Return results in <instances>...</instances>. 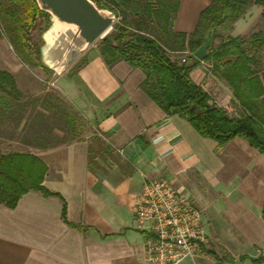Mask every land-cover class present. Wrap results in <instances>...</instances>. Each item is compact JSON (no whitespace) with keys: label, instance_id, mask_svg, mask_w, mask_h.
Instances as JSON below:
<instances>
[{"label":"crops","instance_id":"obj_1","mask_svg":"<svg viewBox=\"0 0 264 264\" xmlns=\"http://www.w3.org/2000/svg\"><path fill=\"white\" fill-rule=\"evenodd\" d=\"M210 3L179 0L174 29L189 35ZM263 15V7L253 3L223 32L247 37L264 30ZM9 44L0 39V69L14 76L20 90L45 94L37 84V77H45L26 69ZM22 74L30 84H24ZM191 76L217 96L231 117L247 113L232 89L206 73L203 63ZM144 78L143 71L125 60L108 65L99 46L92 45L50 78L86 120L82 139L45 148L0 135L1 154L30 153L45 163L41 184L55 193L29 190L14 207L0 202V264H149L145 232L136 226L133 213L145 176H165L205 210L210 241L197 264H264V153L243 137L218 144L201 136L185 118L168 114L142 90ZM23 127L21 123L17 130L29 133Z\"/></svg>","mask_w":264,"mask_h":264},{"label":"trees","instance_id":"obj_2","mask_svg":"<svg viewBox=\"0 0 264 264\" xmlns=\"http://www.w3.org/2000/svg\"><path fill=\"white\" fill-rule=\"evenodd\" d=\"M93 2L113 11L116 17L121 16L113 25V33L105 35L98 43L100 55L108 65L125 60L143 71L142 90L168 114L178 113L185 118L201 136L212 138L218 144L236 136L243 137L264 153V69L259 59V49L264 46V30L247 38L223 36V30L228 31L251 4L258 3L264 9V0H211L189 35L173 27L179 0ZM40 18L46 20L40 29L42 35L50 18L36 0H0L2 34L19 59L45 73H53L40 60L41 40L34 44L30 38V31ZM207 35L211 45L209 56L204 60L209 63L206 73L213 72L214 77L232 89L235 101L247 111L241 117H231L228 110L217 105L209 92L191 76L192 70L202 65L193 52L201 47ZM216 38L219 42H215ZM30 98L17 88L10 72L0 70L1 126L9 123L17 128L23 123V128L31 133L23 141L45 148L83 138L87 132L86 120L62 96L47 91L34 96L33 104ZM92 140L102 142L97 136H92ZM93 153L90 147L89 162H92ZM46 170L45 163L36 155L0 153V202L14 207L29 190H39L47 196L55 194L41 184ZM65 213L64 205L62 216L66 221Z\"/></svg>","mask_w":264,"mask_h":264},{"label":"built area","instance_id":"obj_3","mask_svg":"<svg viewBox=\"0 0 264 264\" xmlns=\"http://www.w3.org/2000/svg\"><path fill=\"white\" fill-rule=\"evenodd\" d=\"M186 58L183 57L182 61ZM204 67L208 63L201 60ZM133 206L136 226L145 232L144 255L149 264H197L209 245L201 208L194 196L178 191L165 176L144 177Z\"/></svg>","mask_w":264,"mask_h":264},{"label":"water","instance_id":"obj_4","mask_svg":"<svg viewBox=\"0 0 264 264\" xmlns=\"http://www.w3.org/2000/svg\"><path fill=\"white\" fill-rule=\"evenodd\" d=\"M49 14L50 24L41 35L40 60L54 73L70 67L77 58L113 27L116 15L93 0H36ZM193 52L199 60L209 56L211 39Z\"/></svg>","mask_w":264,"mask_h":264},{"label":"rangeland","instance_id":"obj_5","mask_svg":"<svg viewBox=\"0 0 264 264\" xmlns=\"http://www.w3.org/2000/svg\"><path fill=\"white\" fill-rule=\"evenodd\" d=\"M120 20H121V16L116 17L115 23L119 22ZM263 22H264V19H263ZM45 24H46V20L43 18H40L37 20V23L35 24V26L31 29L30 38L34 44L39 43V41L41 40L40 29H41V27H44ZM2 31H3V28H2V24H1V20H0V33L1 34H2ZM113 31H114V29L112 27L111 30L107 34H111V33H113ZM226 32H227V30H226ZM226 35H227V33L224 32L223 36L225 37ZM249 36H247V37H249ZM247 37H245V38H247ZM2 38H6L5 34H2V37L0 39H2ZM100 40L101 39H98L95 43H93V46H97V45L99 46L98 43L100 42ZM215 42H219V39L216 38ZM10 48H11V45H10ZM252 51H254V50H252ZM259 59H260V65L264 69V46L262 49H259ZM25 64H26V69L33 71V72L36 71L38 73H41V75H43L45 77V78H43V81H40L39 78L37 77V84H39L43 89H46V92L51 91L54 94L59 95L60 97L63 95L62 92L59 89H57L55 86H53V84L50 82V78H52L54 76V73H47L46 72L45 74H43V71L41 68L35 67V66L30 65L28 63H25ZM3 65H4V63L0 62V67H2ZM0 70H2V69H0ZM209 74L213 75V72H209ZM20 76L22 77V81L24 82L25 85L30 84L31 80L25 74H22ZM24 92L27 94V96L31 97L29 100L30 104H31L33 101V97L36 96L37 94H35L34 91H31L28 89L24 90ZM211 94H212L213 100L215 101V103L217 105H218V103H221L219 101V99L217 98V96L214 95L213 92ZM223 107L225 109H227L226 106H223ZM232 108L234 109V106H232ZM236 109L238 111H240V109H238L237 106H236ZM0 135L5 137V138L10 137L12 139H17V140L21 141L23 139L22 137H25V138L28 137L29 133H26L24 131L21 132V131L17 130V128H15L13 125H9V123L8 124L6 123V125H4V126L0 125Z\"/></svg>","mask_w":264,"mask_h":264}]
</instances>
